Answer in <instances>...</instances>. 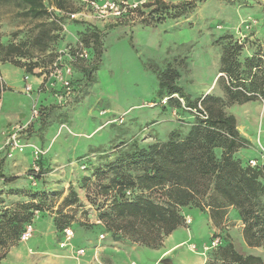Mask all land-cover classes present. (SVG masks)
<instances>
[{
	"label": "rangeland",
	"instance_id": "374dc122",
	"mask_svg": "<svg viewBox=\"0 0 264 264\" xmlns=\"http://www.w3.org/2000/svg\"><path fill=\"white\" fill-rule=\"evenodd\" d=\"M167 1L182 3L190 0ZM263 6L264 0H245L234 4L223 0H197L195 7L178 11L177 16L170 15L158 22H120L111 19L110 23H104L101 20H87L103 31V52L99 59V68L95 72V82L89 83L79 73L82 79L73 84L75 101L61 104L62 107L59 106L56 93L44 92L47 102L57 106L52 105L42 129L32 134L31 142L43 147L45 155L35 162L31 160L32 148L26 147L23 152L14 151L20 155L26 154L29 159L23 165L20 180L10 184L0 178V227L6 211L10 214L20 202H31L40 210L35 209L32 220L24 226L23 232L27 225H33L35 233L32 234V241L38 238L40 222L37 218L40 216L50 217L53 223V229L48 236L49 247L58 248L59 241L65 236V228L57 230L55 227L54 219L57 217L68 220L66 227L70 226L74 230V244H83L84 239L93 240L97 236L101 240H113L98 228L103 225L99 220V213L104 210L101 205L106 199L99 190L98 183L106 182L107 177L97 181L92 175L93 169L96 165L116 157L111 153L115 145L125 142L128 146L122 149L126 150L130 147L132 149L133 145L141 147L153 143L158 138L166 140L173 129L185 131L195 119L196 112L164 106L158 95L159 73L169 65L179 71L177 85L191 100L209 93L224 99L215 104V108L218 109L222 103L224 110L236 117L237 127L248 141L246 146L237 148L234 155L243 162L249 158L261 161V146L264 148V100L245 103H231L227 100L223 80L227 77L219 72L222 53L219 39L225 34H233L243 44V55H251L259 49H263L264 53ZM253 19L257 20V24L250 31L246 30L245 23ZM31 25L29 19L16 15L13 4L0 5V36L3 41L12 37L14 32ZM81 27L79 23L69 20L63 24L67 43L74 42L79 36L77 30ZM87 63L88 61L83 64ZM0 65L7 67L9 62L0 61ZM217 73L219 80L214 79ZM37 88L36 86V91ZM48 89L51 90L49 87ZM27 96L29 97L24 92V96H18L15 103H7L6 98L4 108L0 107V133L1 130H12L20 124L15 112L20 110L24 113L28 109L31 112V106H28L30 98ZM184 101L185 99L181 100L182 105ZM33 106L37 107V101ZM121 117L122 123L119 122ZM24 122L25 120L22 121ZM5 149L3 150L7 155L0 158L1 167L5 161L7 165L10 164L14 158ZM34 164L40 166V171L39 176L31 181L28 173ZM128 168L125 166V171ZM134 168V172L143 170V167H131L130 171ZM84 176H89L90 180L87 186L82 187ZM71 190L76 192L79 200L68 205L64 199L70 195ZM262 201L264 204V196ZM183 211L191 212L194 223L186 222L174 232L175 239L187 233L191 236L176 253L183 255L184 261L190 259L193 253L203 258L205 246H209L217 237L211 238L208 217L202 210L185 207ZM228 216L229 228L223 229V236L230 233L238 252L259 255L264 259L263 248L246 244L238 227L239 210L230 208ZM72 239L69 242L72 243ZM20 241L21 238L9 247H0V253H8ZM172 242V239L166 240L163 246L169 247ZM19 244L25 245L24 242ZM190 244L196 246L195 251L189 248ZM89 247L90 244L86 249ZM143 249L135 252L134 256L137 260L146 262L156 250Z\"/></svg>",
	"mask_w": 264,
	"mask_h": 264
},
{
	"label": "trees",
	"instance_id": "16d2710c",
	"mask_svg": "<svg viewBox=\"0 0 264 264\" xmlns=\"http://www.w3.org/2000/svg\"><path fill=\"white\" fill-rule=\"evenodd\" d=\"M196 2L147 1L133 16L121 22H158L195 7ZM4 4H13L16 15L29 19L32 25L14 32L4 41L0 36L1 62L23 68L26 73L49 75L59 50L74 44L65 40L63 24L69 20L82 25L77 37L88 52L87 58L72 64L68 78L72 90L73 84L82 79L79 73L89 83L95 82L103 52V31L87 20L72 19L68 15L84 9L80 0H0V5ZM219 41L222 43L219 72L227 77L223 79L227 100L231 103L264 100L263 49L243 55V44L233 34H225ZM179 76V71L171 65L159 73L158 95L162 100L167 98L164 106L205 111L206 118L196 113L187 130L175 128L166 140L158 138L153 143L141 147L133 145L126 150L122 148L128 144L122 142L112 148L117 151L111 152L116 157L96 165L92 174L97 181L107 177L106 182L98 183L106 197L101 205L104 210L99 213L103 225L98 228L116 242L159 248L167 236L186 224L185 207L208 209L214 225L221 230L227 229L224 222L229 220V209L237 208L246 244L264 249V164L251 166L249 160L243 162L234 155L236 149L246 146L248 141L241 135L236 117L227 113L222 103L215 108V104L224 99L209 93L191 100L177 85ZM59 92L61 90L55 93ZM180 98L185 99L184 105ZM199 103L204 110H200ZM31 123L32 119L28 128ZM125 166L129 167L126 171ZM131 167H143V170L134 172L135 168L130 171ZM39 171L40 166L38 171L30 168L28 178L34 181ZM109 174L112 175L109 177ZM0 177L10 184L19 180L18 176ZM89 180V176L82 177V187L87 186ZM78 200L74 190L64 199L68 205ZM35 209L39 207L34 203L20 202L13 212L4 213L0 247L15 244L25 224L32 220ZM62 218L54 219L57 230H63L68 224V220ZM215 237L220 243L207 253L205 264H264L259 255L238 252L230 234L223 236L219 232L213 234L212 239ZM6 254L7 251L0 253V263Z\"/></svg>",
	"mask_w": 264,
	"mask_h": 264
},
{
	"label": "crops",
	"instance_id": "0c3cea01",
	"mask_svg": "<svg viewBox=\"0 0 264 264\" xmlns=\"http://www.w3.org/2000/svg\"><path fill=\"white\" fill-rule=\"evenodd\" d=\"M152 1V0H147ZM167 3H174L177 4L179 2H170L167 0H163ZM191 1V0H190ZM225 2L234 4L237 2L242 3V1L245 0H223ZM181 3V2H180ZM247 3V2H245ZM264 8V6H263ZM108 22L110 20H107ZM123 21V20H118ZM106 21H104L105 23ZM110 23V22H109ZM255 30V29H254ZM253 30V31H254ZM252 31V32H253ZM251 32V33H252ZM0 72L3 75L5 82H6V89L3 92L2 95V105L1 107L4 108L5 106V100L8 98L7 103H15L16 98L18 96H24L25 91V85L27 83L31 84L32 86V93L31 96H27L30 98V102L28 103V106H31V112L25 111L24 113H21V111H17L15 113L18 114L19 123L20 124H26L32 119V123L30 127L21 134L20 140L23 143H33L32 140V134L34 135V132L37 130L42 129V125L47 120L46 117H48L50 110L52 108V105L47 102V99L44 98V92L48 93H55L59 90H61V85L57 81L56 77H54L52 74L46 75H39L34 73H26L23 68L16 67L9 63V66L7 67H1L0 65ZM28 75L29 78L27 81H25V76ZM219 74L217 73L216 77L214 79H218ZM37 88V91L35 87ZM48 87L51 89L49 90ZM36 92V93H35ZM37 101V109H40V114L37 115L35 118L33 117V103H36ZM75 101V93L73 95V92L71 93L67 103L70 104ZM59 105V103H58ZM57 106V105H56ZM59 106L62 107L60 104ZM19 108L20 106H16ZM25 120L24 123L22 121ZM39 124V126H37ZM11 132L10 130H1V137H0V158L2 159L5 155H7V152H4V142L7 137V135ZM47 146V145H45ZM49 146V145H48ZM47 146V147H48ZM40 147V146H39ZM43 148V147H41ZM7 151V149H5ZM33 155V154H32ZM45 155V154H44ZM2 156V157H1ZM14 158L11 160L7 158L8 160H11L10 164L7 165L6 161L3 166H0V175H10L12 177L18 176L21 177L23 172V165L27 164V160L29 159V156L26 154L20 155V153H14ZM0 159V160H1ZM34 160V157L31 158V160ZM42 159V156L41 158ZM252 159V158H249ZM248 159V160H249ZM264 160L261 157V161ZM1 164V161H0ZM1 178V177H0ZM20 180V179H19ZM201 210V209H200ZM204 214L208 217V223L211 231V238L213 234L221 232L223 234V230H221L219 227L215 226L210 214L209 210L203 211ZM187 218L191 219V224L194 223V217L191 218V212L187 213L184 212ZM229 215V212H228ZM40 222V231L38 232V238L34 239L32 241V237L35 233V231L26 241H20L24 242L23 244H16L12 246L6 256L1 260L0 264H205L207 261V253L208 251L202 252V254H205L203 258L200 257L197 253H193L192 257L188 259L187 261H184V256L181 254L176 253L177 249L179 247H184L185 243L188 242L191 239V236L189 233L187 235H184L180 237L179 239H175L173 236L174 232L182 227H178L176 230H174L169 236L165 238L166 240H173L172 244L169 247H164V241L163 244L159 248H150L147 246L139 245L137 243L131 244V243H120L115 242L113 240H109L108 238L105 239H98L99 237H95L93 240L84 239L83 244H78L73 242H67V245L65 247L61 246V243L64 242L63 240L59 241V247H49L48 242V236L51 233V229H53V223L50 217H44L40 216L37 218ZM229 219V216H228ZM36 220V219H35ZM189 223V224H190ZM227 223V229L229 228V220L227 222H224V224ZM188 224V223H187ZM38 226V227H39ZM238 227L240 228L242 232V221L240 219ZM47 228V230H46ZM38 231V230H37ZM230 234V233H228ZM34 238V237H33ZM233 241V240H232ZM90 244L91 247L86 249V246ZM189 246V245H187ZM83 248L85 249V252L82 255H75V251L77 249ZM143 248H149L156 250L155 253H151V257L147 259L146 262L139 261L135 258V252H138V250H144ZM162 248V249H161ZM191 250V244L189 247ZM195 251V250H193ZM197 256V257H196ZM12 258V260H11Z\"/></svg>",
	"mask_w": 264,
	"mask_h": 264
},
{
	"label": "built area",
	"instance_id": "2783aa9c",
	"mask_svg": "<svg viewBox=\"0 0 264 264\" xmlns=\"http://www.w3.org/2000/svg\"><path fill=\"white\" fill-rule=\"evenodd\" d=\"M84 4V9L75 13H68L72 19L79 20H98V21H107L111 19H125L127 17L133 16L136 13V10L147 2V0H80ZM257 24V20H249L245 23V29L251 30ZM88 52L84 47L83 42L76 37L74 44L63 47L59 50L58 55L53 63V70L50 74L56 77L57 81L61 84V92L56 93L58 101L60 104L67 103L72 90V85L68 80L69 76L72 74V64L75 61L81 58H87ZM29 78L28 75L25 76V81ZM6 89V82L3 75L0 72V107L2 105V95ZM31 84L27 83L25 85L26 93L31 96L32 92ZM180 100H182L180 98ZM167 98L162 100V103H166ZM200 110H204L201 104L198 106ZM197 114L206 118V112L199 113L196 109L193 110ZM38 115V109L36 106H33V117ZM31 120L26 124H19L15 126L11 132L7 135L4 142V148L8 150V155L13 156L14 151L23 152L26 147L32 148V153L34 161L37 162L40 160L41 156L45 154V151L36 144L33 143H23L20 140L21 134L25 132L30 124ZM119 122H123V117L119 119ZM262 159L264 160V148L261 146ZM264 164L260 162L257 158L249 159V164L251 166H257L258 164ZM34 169L39 170V166L34 164ZM186 222L189 224L191 222L190 218H186ZM33 232V225L29 224L25 228V231L21 234L20 238L22 241H26ZM64 242L61 243L62 247L67 245V242L73 238L74 230L69 226L64 229ZM102 236V235H101ZM220 243L219 238H215L211 241L209 246H205V251L217 247ZM193 250L196 249L195 245H191ZM85 252V249L80 248L75 251V255H82ZM135 264V263H132Z\"/></svg>",
	"mask_w": 264,
	"mask_h": 264
}]
</instances>
